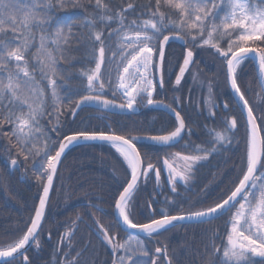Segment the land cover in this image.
Listing matches in <instances>:
<instances>
[{
    "label": "snow or ice",
    "instance_id": "obj_1",
    "mask_svg": "<svg viewBox=\"0 0 264 264\" xmlns=\"http://www.w3.org/2000/svg\"><path fill=\"white\" fill-rule=\"evenodd\" d=\"M90 5L93 9L91 13L88 12ZM162 6L166 11L160 10ZM118 7L117 11L105 0H0V137L8 140L4 150L10 157L13 149L23 155L24 162L41 157L34 175L36 183L42 185V194L30 226L15 242L0 247V264H16L17 260L19 264H33L26 254L29 250L26 246L34 244L39 249L38 229L45 216L57 167L66 150L81 141L85 145L106 144L115 149L130 169V180L126 186H121L122 191L118 192V199L115 200L114 207L119 217L117 225L122 224L128 230L155 238L176 227V222L209 223L231 213L226 239L218 234L208 238L202 253L205 257L202 264H264V104L260 106L261 112H254L237 78L238 69L246 60H252L258 65L261 87L264 88V0H163V5L161 0H155L154 5L151 2L127 3L126 8L122 5ZM74 8L86 13L80 24L70 16H57L60 11ZM138 9H148L149 18L142 22L129 20L126 13L129 10L136 13ZM170 15L176 19H170ZM113 23L116 27L104 36V27ZM73 27L87 30L85 39L89 50L85 56L90 57L95 65L79 74L87 82L82 92L72 90L64 82L67 70L62 61L70 63L72 60L69 48L72 39L75 38L77 44L81 42ZM233 35L235 39H232ZM113 37L118 38L119 45L116 51L109 49L110 56H119L120 60L114 88L107 68L104 73L101 71L105 65V41ZM225 37L228 38L226 49L213 43L214 38L223 40ZM175 40L183 41L185 46L210 45L224 58L230 88L245 112L244 123L240 126L246 132V171L231 194L214 206L172 214L163 208L159 211L153 208V199L147 203L151 214L149 222L137 223L131 218L138 206L136 194L141 185L147 183L149 172L154 173L157 186L160 185V169L150 159L146 162L148 153L142 156L137 144L147 140L158 146H170L183 138L182 133L190 134L184 117L176 107L153 98L157 85L164 88L165 49ZM193 57L192 48L186 47L175 85L181 84L194 62ZM106 82L111 95L115 97L119 92L123 102L105 98ZM65 87L79 95L78 100L69 101L74 103L70 112L73 118L77 109L83 106L108 112L120 109L133 113L139 107L152 106L170 111L176 126L167 134L150 136L132 135L131 132L126 136L115 134L110 126L104 130L88 126L75 129L73 134H65L57 144L48 132L59 135L62 131L60 116L64 101L59 89ZM176 104L179 106L178 100ZM227 106L225 103L224 107ZM47 116L56 120L55 127L46 129L42 125L41 121ZM6 126H10V131H3ZM237 129L238 121L232 118L227 132L234 134ZM210 136L211 148L192 146L198 154L174 155L173 158L180 157L185 162L184 171H177L168 159L163 161L173 193H176L178 183L188 184L197 164L233 143L232 135L223 132L213 130ZM39 142H43V149L36 148ZM8 162L13 169L23 166L18 165L15 158H10ZM165 202H168L167 198ZM96 223L98 239L112 251L111 264H157L161 254L165 264H173V257L167 255V245L156 247L155 255L150 256L145 242L138 235L128 232L127 239L120 242L102 224ZM218 239L222 240L221 246L216 244ZM66 247L68 251L61 252L57 245V255L63 259L57 260L56 264H95L82 259L87 248L72 254L71 244ZM176 264L181 262L177 259Z\"/></svg>",
    "mask_w": 264,
    "mask_h": 264
},
{
    "label": "trees",
    "instance_id": "obj_2",
    "mask_svg": "<svg viewBox=\"0 0 264 264\" xmlns=\"http://www.w3.org/2000/svg\"><path fill=\"white\" fill-rule=\"evenodd\" d=\"M112 8L119 10L118 6L126 8L127 3L155 4V0H105ZM163 5V0H161ZM155 8H152L154 11ZM161 11H166L161 7ZM93 11L91 5L88 12ZM148 9H138L136 13L129 10L126 15L129 20L148 19ZM86 13L79 8L60 11L57 16L60 18L70 16L80 24L81 18ZM170 19L175 20L174 15ZM116 27L113 23L104 27V36ZM73 32L80 37L77 44L75 38L69 45L72 60L62 61L65 73V84L72 90L83 91L86 86V79L79 74L94 68L88 52V41L85 39L87 30L73 27ZM167 34V33H166ZM103 38V37H102ZM232 39H235L233 35ZM227 40L213 39L221 48H227ZM119 45L118 38L113 37L105 41V65L102 66V73L107 68L112 81V88L115 87L116 78L119 74L117 65L120 63L119 56L111 57L110 51H116ZM186 47L192 48L194 62L182 78L180 85H175V77L179 74V66L182 65V56ZM166 60L164 65V88L157 85L156 100H162L167 104L176 107L177 111L185 119L186 132L181 143L173 147H161L150 143H138L141 155L148 153L146 162H150L160 169V185L157 186L154 173L151 172L146 184H142L140 191L136 194L137 208L131 216L133 222H149L150 213L147 210V203L154 199L153 208L157 211L165 209L172 214L187 212L189 210H202L214 206L226 199L231 191L238 185L246 171V132L240 126L244 123V114L239 109L232 96L226 75L224 58L219 56L215 48L210 45L184 46L178 42H172L166 47ZM119 71H122L120 69ZM70 77V78H69ZM195 77V78H194ZM102 78H105L102 76ZM238 84L244 93L245 99L253 107L254 112H261V105L264 104V92L262 90L255 65L252 60H246L238 69ZM39 79V77H38ZM106 97L123 102L119 92L116 96L111 95L109 85H105ZM64 103L61 105L60 128L62 131L48 132L51 140L57 144L65 134H73L75 129L90 126L92 129L99 127L104 130L110 126L115 134L138 136H150L167 134L174 130L176 120L166 112L150 108L149 106L139 107L140 112L126 115L109 114L90 108L83 109L74 119L71 109L79 95L76 91H69L67 87L59 89ZM179 101V106L176 104ZM50 104V101H48ZM227 103V108L224 104ZM214 113V115L210 114ZM232 118L238 121V129L234 134L227 132L228 125ZM46 129L55 127L56 120L47 116L41 121ZM223 132L232 135L233 143L225 146L219 153H213L206 161L195 166L187 185L177 184V191L173 193L171 185L167 180V170L163 161L169 163L177 171H184L185 162L180 157H174L176 153L180 156L198 154L192 146L211 148L209 141L212 139L210 132ZM3 131H10L6 126ZM8 144L6 138L0 137V247L15 242L24 234L34 218V209L38 207L39 197L42 194V185L35 181L34 171L41 157L30 158L24 162L23 155L13 149L11 157L4 150ZM43 142L36 144L37 149H43ZM17 159L18 165L13 169L9 159ZM130 180V169L126 162L115 151L106 144L78 145L70 149L63 157L53 190L48 202L42 228L39 233L40 247L35 245L26 253L33 264H56L62 260L57 255V245L61 252L68 251L66 245L71 244L73 250L83 252L84 261H94L95 264H111L113 259L110 247L98 239L97 221L108 229L110 235H114L117 241L123 242L127 239L121 225H117L115 215V200L118 199V192L122 191V185ZM46 182V181H45ZM167 198V203L165 202ZM102 209V211H101ZM229 215L220 216L209 223H188L178 225L168 232L149 238L139 236L145 242L150 256L155 255L156 247L167 245V255L173 257V264L178 259L181 264H202L205 257L202 255L204 245L213 234H218L226 239L225 233L230 230L228 224ZM68 234L67 236L65 234ZM218 246L222 240H216ZM122 254V253H121ZM16 264H19L17 260ZM157 264H165L164 255L159 257Z\"/></svg>",
    "mask_w": 264,
    "mask_h": 264
},
{
    "label": "water",
    "instance_id": "obj_3",
    "mask_svg": "<svg viewBox=\"0 0 264 264\" xmlns=\"http://www.w3.org/2000/svg\"><path fill=\"white\" fill-rule=\"evenodd\" d=\"M172 42H178V43L184 45V42L181 41V40L171 41L170 43H172ZM165 52H166V49H165ZM193 60H194V57H193ZM253 63H254V65H255L256 72H257V75H258V78H259V82H260V84H261V83H262V80H261V77H260V75H259L258 65H257V63L254 62V61H253ZM189 67H190V66H189ZM228 85H229V89H230V91H231V93H232V95H233V97H234V99H235V101H236V103H237L239 109L241 110V112L244 114V117H245V112L242 110V105H241V103L239 102V100H238L236 94L231 90L229 82H228ZM262 90H263V92H264V88H262ZM107 99H108V98H107ZM116 102H117V101H116ZM117 103H120V102H117ZM164 103H165V102H164ZM165 104H167V103H165ZM149 107H150V108H156V109L162 110V111L166 112L167 114L171 115L173 118H175L174 115H173L170 111H168L167 109H163V108H159V107H152V106H149ZM85 108H90V109H94V110L101 111V112H105V113H109V114L126 115V114H131V113H133V112H131V111H122V110H120V109H114L113 111L108 112V111H106V110H100V109H98V108H96V107H92V106H83L82 109H77L76 117H77L78 114H79L83 109H85ZM76 117H75V118H76ZM75 118H74V119H75ZM184 136H185V133H182V137H183V138H184ZM183 138H182L181 140H179L178 143H176V144H174V145H170V146H175V145L179 144V143L183 140ZM140 143H150V144H153L151 141H147V140L141 141ZM82 144H84V143L81 141L80 144H77V145H73V146H71V147H70L69 149H67L66 152L63 154L62 159H63V157L65 156V154H66L70 149H72V148L75 147V146L82 145ZM161 147H162V146H161ZM163 147H168V146H163ZM62 159H61V161H62ZM59 166H60V164H59L58 167H57V172H58ZM150 173H151V172H149V175H150ZM55 180H56V177H54L53 186H54ZM52 189H53V188H52ZM51 193H52V190L50 191L49 199H50V195H51ZM47 206H48V205H47ZM46 209H47V207H46ZM45 214H46V210H45ZM115 215H116V219L118 220L119 217H118V214H117L116 210H115ZM44 218H45V216H44ZM43 222H44V219L41 221V226H40V228L38 229V233H39L40 230H41V227H42V225H43ZM176 223H177V226H178V225L188 224V223H193V222L184 221V222H176ZM120 225H121L122 229H123L125 232H132L133 234H136V235H138V236H145V235H146V234H144V233H138V232H136V230H128V229L124 228V226H123L122 224H120ZM32 246H33V244H30L29 246H26V247H28V249H31ZM28 251H29V250H28Z\"/></svg>",
    "mask_w": 264,
    "mask_h": 264
},
{
    "label": "rangeland",
    "instance_id": "obj_4",
    "mask_svg": "<svg viewBox=\"0 0 264 264\" xmlns=\"http://www.w3.org/2000/svg\"><path fill=\"white\" fill-rule=\"evenodd\" d=\"M156 93V92H155ZM155 93L153 94V97H154V95H155ZM138 100H139V98H138ZM140 111V109L138 108V110L136 111V113L137 112H139ZM258 183H259V181H258ZM163 254H161L159 257H161Z\"/></svg>",
    "mask_w": 264,
    "mask_h": 264
}]
</instances>
